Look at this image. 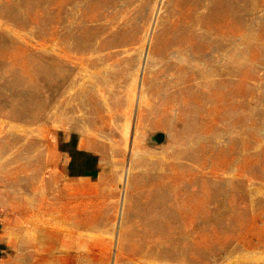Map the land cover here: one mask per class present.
I'll return each instance as SVG.
<instances>
[{
    "label": "rangeland",
    "instance_id": "obj_1",
    "mask_svg": "<svg viewBox=\"0 0 264 264\" xmlns=\"http://www.w3.org/2000/svg\"><path fill=\"white\" fill-rule=\"evenodd\" d=\"M0 185L4 264H264V0H0Z\"/></svg>",
    "mask_w": 264,
    "mask_h": 264
},
{
    "label": "crops",
    "instance_id": "obj_2",
    "mask_svg": "<svg viewBox=\"0 0 264 264\" xmlns=\"http://www.w3.org/2000/svg\"><path fill=\"white\" fill-rule=\"evenodd\" d=\"M70 134V133H69ZM79 142L77 143L76 147L69 153L64 151L63 154L66 157V161L60 165V167H57L53 163V157L51 152L48 148L46 149V157H45V162H46V168H45V174L46 176H51L52 170L55 169L57 172H60L62 176L66 175V177L69 178V180H81V179H98L101 177L100 175L102 174L100 172L101 168V163H99L100 159L98 155H94L93 152L89 149H81L79 148ZM47 148V145H46ZM81 149V150H80ZM52 151H53V145H52ZM74 151V152H73ZM35 156V155H34ZM16 199L18 200L17 196ZM3 200L8 201L11 200L13 201L12 195H9V191H7L6 188H3L0 185V212L1 214H11L12 212L10 209L14 207V203L8 204H3ZM5 207V208H4ZM4 219L2 221V224H0V264L3 263V261L6 260V257L8 255H5V252L8 250L9 247V237L11 233V229L8 227L7 223L9 219ZM18 240V236L15 232V242ZM4 264V263H3Z\"/></svg>",
    "mask_w": 264,
    "mask_h": 264
}]
</instances>
